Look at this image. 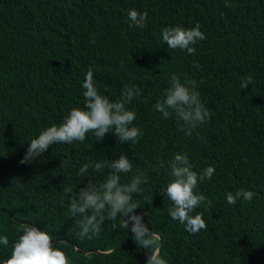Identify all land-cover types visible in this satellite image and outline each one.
<instances>
[{
    "label": "trees",
    "instance_id": "1",
    "mask_svg": "<svg viewBox=\"0 0 264 264\" xmlns=\"http://www.w3.org/2000/svg\"><path fill=\"white\" fill-rule=\"evenodd\" d=\"M129 9L147 12L146 28L129 27ZM197 23L207 38L195 55L162 43V28ZM89 68L100 94L112 101L125 85L140 89L127 105L143 133L139 143L118 146L111 133L95 142L88 133L83 143L55 144L21 164L31 139L83 108ZM170 74L194 81L209 110L192 136L153 108ZM249 75L251 85L241 90ZM123 152L150 177L136 212L158 235L168 264H264V0H0V235L10 242L0 245V259L22 234L18 220H27L53 241L69 240L54 246L70 264H145V250L119 226L121 218L116 229L107 222L98 237L80 240L79 217L67 215L70 196L87 178L99 183L106 175L89 169L78 176L79 168ZM175 153H187L197 173L215 168L195 190L211 204L195 210L207 228L194 235L169 216L171 201L160 194ZM66 186L73 192L65 194ZM241 188L253 191V200L229 205L227 193ZM73 244L103 253L83 254Z\"/></svg>",
    "mask_w": 264,
    "mask_h": 264
},
{
    "label": "clouds",
    "instance_id": "2",
    "mask_svg": "<svg viewBox=\"0 0 264 264\" xmlns=\"http://www.w3.org/2000/svg\"><path fill=\"white\" fill-rule=\"evenodd\" d=\"M147 12L129 9L127 20L129 27L144 29L147 27ZM197 23L194 27L169 26L161 29L162 43L168 49L186 51L195 55V45L206 39ZM199 67V65H196ZM252 76L245 77L240 88L245 89L252 83ZM195 82L181 80L179 74L169 75V86L162 97L156 101L153 108L165 120L175 119L185 136H192L210 119L208 108L202 103L200 93L194 86ZM84 106L72 108L59 125H51L28 143L24 157L20 163H31L40 158L51 146L58 143H83L88 133H92L95 142H101L111 133L118 146L121 144L139 143L143 133L134 125L136 113L127 105L139 97L140 89L135 85H125L121 96L116 101L100 94L94 84L93 71L88 69L82 82ZM170 179L162 186L160 194L167 196L172 206L168 209L169 216L183 225L189 234H197L206 230L207 225L203 213L195 210L201 205L207 207L210 201L202 193L195 190L199 183L211 180L215 168L208 166L200 173L193 170V165L187 153H175L167 162ZM156 166H154L155 168ZM159 167H164L161 162ZM91 169L96 173H105L104 179L88 183L79 189L76 196H70L67 215L76 219V235L80 240L98 237L103 226L110 222L111 229L117 228V218H121L120 227L132 233V239L139 249L145 250V264H168L160 254L157 236L143 222V214H138L140 207L137 198L143 197L150 177L145 171L134 167V161L126 153H121L113 159L107 157L100 161L84 163L78 170V176H86ZM158 170V169H156ZM122 177H127L123 180ZM86 179V178H85ZM42 183L46 179L40 176ZM65 194L73 192L72 187H64ZM256 194L253 191L238 189L229 192L226 201L229 205L237 200L251 202ZM195 213V214H193ZM20 234L11 244V252L6 258L0 259V264H70L64 251L54 246L51 235L40 230L37 225L24 224L18 229ZM7 235H0V245L9 247Z\"/></svg>",
    "mask_w": 264,
    "mask_h": 264
},
{
    "label": "water",
    "instance_id": "3",
    "mask_svg": "<svg viewBox=\"0 0 264 264\" xmlns=\"http://www.w3.org/2000/svg\"><path fill=\"white\" fill-rule=\"evenodd\" d=\"M11 215V214H10ZM19 223L21 224H29V225H33V223H31L30 221H27V220H18ZM54 241H62V242H67L69 243V240H67L66 238H58L56 237L54 239ZM74 245V248L76 249V251L78 252H82L83 254H89L91 252H96V253H103V251H100L98 249H87V250H81L80 247L76 246V244H73ZM108 252V251H107Z\"/></svg>",
    "mask_w": 264,
    "mask_h": 264
}]
</instances>
